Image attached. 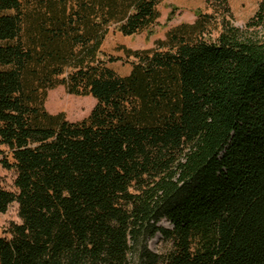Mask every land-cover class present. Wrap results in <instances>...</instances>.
<instances>
[{"label": "trees", "instance_id": "1", "mask_svg": "<svg viewBox=\"0 0 264 264\" xmlns=\"http://www.w3.org/2000/svg\"><path fill=\"white\" fill-rule=\"evenodd\" d=\"M164 1L0 0V147L15 172L0 213L16 204L20 220L0 264H264V0L242 28L227 0H204L211 14L153 48H122L118 75L107 35L150 33ZM57 87L93 98L89 116L49 113Z\"/></svg>", "mask_w": 264, "mask_h": 264}, {"label": "rangeland", "instance_id": "2", "mask_svg": "<svg viewBox=\"0 0 264 264\" xmlns=\"http://www.w3.org/2000/svg\"><path fill=\"white\" fill-rule=\"evenodd\" d=\"M260 0H227V7L230 11L229 19L234 26L244 27L246 22L254 15ZM160 18L151 32H143L134 36H123L117 31H111L102 46V50L110 56L120 59L109 67L118 75L125 76L129 73L130 61L126 60L122 48L131 50H146L153 48L154 42L163 39L167 30L180 23H193L195 14L212 13V7L208 6L204 0H165L158 7ZM171 18V19H170ZM170 19V21H168ZM95 105V100L91 97H77L66 93L63 87H57L47 93L44 103L45 109L51 114L62 113L69 122H79L86 119ZM11 162L8 151L0 147V183L8 191L14 192L15 172L4 165V159ZM17 216V206L12 204L5 213H0V237L9 238L8 229L11 224H19ZM160 226L170 229L166 222H161ZM150 252L162 255L169 249L160 235H156L147 243Z\"/></svg>", "mask_w": 264, "mask_h": 264}]
</instances>
